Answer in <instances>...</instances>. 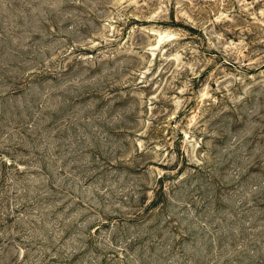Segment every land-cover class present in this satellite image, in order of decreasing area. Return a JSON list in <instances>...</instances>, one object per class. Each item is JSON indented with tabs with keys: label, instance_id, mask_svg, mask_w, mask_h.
<instances>
[{
	"label": "rangeland",
	"instance_id": "rangeland-1",
	"mask_svg": "<svg viewBox=\"0 0 264 264\" xmlns=\"http://www.w3.org/2000/svg\"><path fill=\"white\" fill-rule=\"evenodd\" d=\"M0 264H264V0H0Z\"/></svg>",
	"mask_w": 264,
	"mask_h": 264
}]
</instances>
